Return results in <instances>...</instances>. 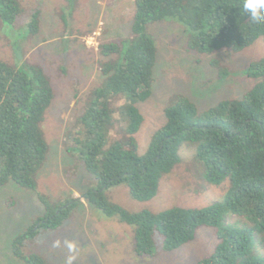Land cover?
<instances>
[{
	"label": "rangeland",
	"instance_id": "1",
	"mask_svg": "<svg viewBox=\"0 0 264 264\" xmlns=\"http://www.w3.org/2000/svg\"><path fill=\"white\" fill-rule=\"evenodd\" d=\"M15 2L19 15L12 23H4L0 15V61L26 71L31 66L40 68L55 96L42 124L48 151L36 176V188L27 189L13 181L0 187V264H27L15 255L14 240L38 218L69 206L68 217L58 229L41 227L24 243L21 251L25 256L37 255L48 264H198L211 256L218 245L215 229L203 227L192 241L172 251L164 249L163 236L155 232L153 254L138 257L133 250L134 228L117 216H106L83 197L97 191L99 184L81 157L75 142L77 132L95 93L106 84L101 64L108 58L100 53V45L120 43L125 51L126 41L132 37L135 0ZM145 34L154 41L157 55L152 94L135 103L143 116L135 135L138 155L146 152L151 135L166 122L165 110L175 106L179 97L188 98L204 112L222 101L242 99L259 82L247 69L251 62L264 58L262 38L239 52L223 49L203 54L187 48L190 32L176 20L149 23ZM125 128L126 124L118 122L103 150L124 142ZM198 146L181 144L179 163L162 175L152 199L133 198L125 182L104 190V199L131 214L203 209L223 203L229 179L219 184L206 179ZM223 225L249 227L244 218L229 212ZM251 249L264 257V246L256 236Z\"/></svg>",
	"mask_w": 264,
	"mask_h": 264
},
{
	"label": "trees",
	"instance_id": "2",
	"mask_svg": "<svg viewBox=\"0 0 264 264\" xmlns=\"http://www.w3.org/2000/svg\"><path fill=\"white\" fill-rule=\"evenodd\" d=\"M0 7L4 23H12L19 15L15 0H0ZM168 20L186 27L190 32L187 48L198 53L239 52L260 38L264 40V24L249 20L241 11V0H135L132 37L126 41L125 51L120 43L100 45V53L108 58L101 64L106 84L95 93L77 132L75 142L80 145L81 157L99 184L97 191L83 197L106 216H117L134 228L133 250L138 257L153 254L155 232L163 236L164 249L172 251L206 227L215 229L218 245L198 264H264V257L254 255L251 249L253 236L264 246V58L248 65V75L259 82L240 100H225L199 112L188 98L179 97L175 106L165 110L166 122L151 135L146 152L137 153L135 135L143 116L135 103L152 94L157 55L145 29L149 23ZM54 96L40 68L31 66L26 71L0 61V187L13 181L27 189L36 188V176L48 151L42 124ZM116 101L120 103L114 107ZM118 122L126 124L127 139L105 151ZM185 142L199 144L197 156L209 182L229 179L223 203L203 209L131 214L106 202L104 190L123 182L133 198L152 199L162 175L179 163V148ZM69 208L35 220L14 240L15 255L27 264H48L37 255L25 256L21 247L41 227L58 229ZM227 212L244 218L249 227L223 225Z\"/></svg>",
	"mask_w": 264,
	"mask_h": 264
},
{
	"label": "clouds",
	"instance_id": "3",
	"mask_svg": "<svg viewBox=\"0 0 264 264\" xmlns=\"http://www.w3.org/2000/svg\"><path fill=\"white\" fill-rule=\"evenodd\" d=\"M241 11L252 22L264 24V0H241Z\"/></svg>",
	"mask_w": 264,
	"mask_h": 264
},
{
	"label": "crops",
	"instance_id": "4",
	"mask_svg": "<svg viewBox=\"0 0 264 264\" xmlns=\"http://www.w3.org/2000/svg\"><path fill=\"white\" fill-rule=\"evenodd\" d=\"M117 224H118V226H120L121 223L120 222H117Z\"/></svg>",
	"mask_w": 264,
	"mask_h": 264
}]
</instances>
